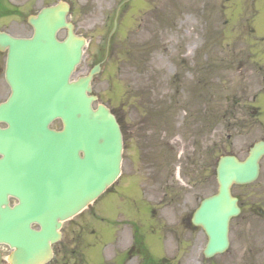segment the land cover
Segmentation results:
<instances>
[{
    "label": "rangeland",
    "instance_id": "374dc122",
    "mask_svg": "<svg viewBox=\"0 0 264 264\" xmlns=\"http://www.w3.org/2000/svg\"><path fill=\"white\" fill-rule=\"evenodd\" d=\"M57 1L12 0L20 15L0 21V29L28 36L27 16ZM65 1L72 6L77 35L88 41L77 79L104 59L124 0ZM65 37L66 32L59 34ZM109 54L93 90L124 132L122 176L90 210L66 223V238L56 245L52 264H64L63 249L82 245L78 235L85 239L84 250L110 251L126 221L152 232L154 253L178 251L182 264L189 256L188 263L210 264L203 256L207 237L188 216L217 192L219 158L245 159L250 145L264 135V0H132L121 10ZM238 193L251 202L263 200L264 172ZM145 200L162 204L166 235ZM243 218L234 222L231 241L246 249L249 241L260 244L264 264V224ZM238 224H244L242 235Z\"/></svg>",
    "mask_w": 264,
    "mask_h": 264
},
{
    "label": "water",
    "instance_id": "95a60500",
    "mask_svg": "<svg viewBox=\"0 0 264 264\" xmlns=\"http://www.w3.org/2000/svg\"><path fill=\"white\" fill-rule=\"evenodd\" d=\"M119 11L120 7L104 61L76 81L71 78L81 64L87 42L67 22V3L30 17L28 22L34 29L30 39L0 33V51L8 53L6 81L12 90L9 100L0 105V123L8 125L5 130L0 128V155L4 157L0 160V245L12 250L10 264L50 262L52 245L61 237L62 223L58 220L68 221L88 208L121 175L122 132L110 109L104 105L93 109L98 98L91 85L109 57ZM63 29L67 36L59 41L57 34ZM56 119L64 123L62 133L49 129ZM51 140L57 142L50 144ZM52 150L57 157L53 164L65 167L60 181L53 185L44 166ZM263 156L264 142H260L243 162L234 156L220 159L218 194L205 199L193 218V224L209 238L207 258L228 249L229 224L240 213L231 187L255 182ZM36 162L42 163L44 171L34 174ZM2 190L16 196L21 206L11 208ZM34 202L40 205L32 210ZM43 203L47 210L41 208ZM33 222L40 225V231L31 228Z\"/></svg>",
    "mask_w": 264,
    "mask_h": 264
},
{
    "label": "flooded vegetation",
    "instance_id": "af4514ba",
    "mask_svg": "<svg viewBox=\"0 0 264 264\" xmlns=\"http://www.w3.org/2000/svg\"><path fill=\"white\" fill-rule=\"evenodd\" d=\"M10 0H0V8L7 6L10 7ZM5 17H0V21L5 20ZM11 36H23V35H15L10 29L3 30ZM6 61L7 55H0V103L7 100L10 95V88L7 87L5 80V70H6ZM8 95H7V94ZM6 95V97H5ZM5 97V98H4ZM3 99V100H2ZM2 127H5L2 125ZM50 129L55 132H62L64 130V125L60 120L54 121L50 125ZM264 140V136L261 138ZM57 141L51 140L49 143L53 144ZM64 152V150L62 149ZM54 150L51 151V155H49V160L44 162V166L48 168L50 171L53 179L60 178L63 170L65 169L64 166L59 167L57 164H53V161L57 160V157L53 155ZM2 158V157H0ZM37 168L33 170L34 173H39L40 171H44L42 168V163H38ZM262 172H264V166H262ZM235 196L239 199V204L241 207V216H244L243 221H246L247 224L254 223V221L261 222L260 224H264V199L258 202H251L252 197L246 194H236V190H234ZM257 194V193H255ZM7 199L9 201V205L11 207H15L20 204L18 198L7 194ZM147 201V200H146ZM148 207L151 211V216L153 218H158V225L159 229L163 231L165 235V225H164V216H163V209H161V203H158V207L153 206L149 202H146ZM39 204L38 203H31V207L35 208ZM191 216H188V221L190 220ZM244 224H238L239 228V235H242L243 226ZM65 223L63 224L64 229ZM81 227V226H80ZM33 228L38 229V225H33ZM264 228V226H263ZM62 229V241L65 240L66 235L64 236V231ZM81 229V228H80ZM234 229V226H233ZM84 230L83 226L81 231ZM151 231L146 228L144 225L141 224H132L127 226V228L119 235L113 236L111 250L107 252H96V251H87L83 249V245L85 243V239L82 235H78V241L81 246L77 245L76 247L72 248V250H67L66 248L61 251L65 254V262L64 264H182V255L181 252L174 251V252H166L160 251L157 254L154 253L151 248L154 247V243L151 240ZM82 237V238H81ZM75 239L74 236H72ZM242 239V236L240 240ZM244 239H242L243 241ZM238 245L234 244V246ZM248 249L246 246H242L241 242L238 245L236 251H232L229 255V259H223V257H217L215 259V264H262L261 258V246L258 243L253 244L252 241H249ZM55 258L52 263H55L57 259V248H54ZM188 262H191V256L186 257ZM211 262L210 264L212 263ZM186 264H191V263ZM50 263V264H52ZM213 263V264H214ZM0 264H7L6 257L2 259Z\"/></svg>",
    "mask_w": 264,
    "mask_h": 264
}]
</instances>
